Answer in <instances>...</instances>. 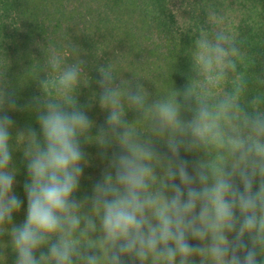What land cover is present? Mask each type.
<instances>
[{
  "label": "clouds",
  "instance_id": "1",
  "mask_svg": "<svg viewBox=\"0 0 264 264\" xmlns=\"http://www.w3.org/2000/svg\"><path fill=\"white\" fill-rule=\"evenodd\" d=\"M195 47V67L209 90L227 72H237L242 53L225 32H217L214 42L202 33ZM47 52L54 75L39 81L47 99L32 98L41 135L29 128L13 137L15 122L7 110H16L17 103L0 72V235L11 237L14 264H264V109L259 98L247 110L241 83L210 107V91L194 96L186 87L185 101L194 98L196 106L185 120L175 100L146 108L141 91L122 93L111 65L101 66L98 103L108 115L106 127L92 137L95 124L75 96L84 61L65 66L59 50L49 46ZM123 98L152 113V131L168 154L129 126ZM82 138L99 145L102 158L113 146L118 150L92 194L80 200L74 194L86 163ZM13 139L27 169L26 216L20 225L13 221L23 204L13 192ZM209 146L217 150L211 161L190 162L180 155L183 150L206 156Z\"/></svg>",
  "mask_w": 264,
  "mask_h": 264
},
{
  "label": "trees",
  "instance_id": "2",
  "mask_svg": "<svg viewBox=\"0 0 264 264\" xmlns=\"http://www.w3.org/2000/svg\"><path fill=\"white\" fill-rule=\"evenodd\" d=\"M220 31L233 38L242 58L237 60L236 73L227 72L222 82L209 90L204 75L195 67V41L206 33L214 42ZM49 46L61 52L65 66L84 61L75 96L95 124L89 131L92 137L100 127H106L108 115L98 103L100 87L96 81L101 66L111 65L114 85L122 93L141 91L146 108L158 100H175L185 120L191 119L196 106L194 98L185 101L186 87L193 88L194 96L210 91L207 103L211 107L242 83V105L251 111L249 102L259 98V107L264 109V0H0V72L4 73L5 90L17 103L16 110H7L15 122L13 137L17 131L29 128L41 135L32 98L47 99L39 81L51 80L54 75L47 63ZM122 103L124 118L134 132L141 139L152 140L161 154H168L163 139L152 131V113L137 110L126 98ZM11 144L10 167L16 169L13 192L23 201L13 221L20 225L26 216L23 184L27 169L15 139ZM81 145L86 163L74 194L80 200L92 194L93 185L108 168L112 152L118 150L117 146L108 149L106 159L94 141L82 138ZM180 155L190 162L211 161L217 150L209 146L206 156L183 150ZM10 242L8 234L0 235V264H14L16 254Z\"/></svg>",
  "mask_w": 264,
  "mask_h": 264
}]
</instances>
